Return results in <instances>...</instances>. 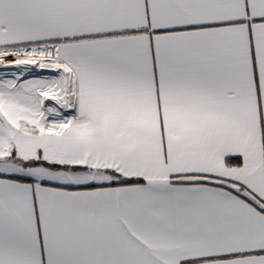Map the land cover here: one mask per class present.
<instances>
[{
  "label": "snow or ice",
  "instance_id": "snow-or-ice-1",
  "mask_svg": "<svg viewBox=\"0 0 264 264\" xmlns=\"http://www.w3.org/2000/svg\"><path fill=\"white\" fill-rule=\"evenodd\" d=\"M0 264H264V0H0Z\"/></svg>",
  "mask_w": 264,
  "mask_h": 264
}]
</instances>
